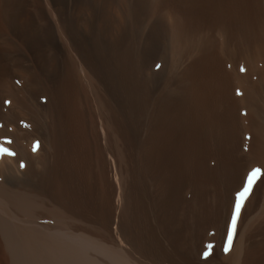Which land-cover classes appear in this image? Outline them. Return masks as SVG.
I'll use <instances>...</instances> for the list:
<instances>
[{"label":"rangeland","instance_id":"obj_1","mask_svg":"<svg viewBox=\"0 0 264 264\" xmlns=\"http://www.w3.org/2000/svg\"><path fill=\"white\" fill-rule=\"evenodd\" d=\"M0 124V264H264V0H0Z\"/></svg>","mask_w":264,"mask_h":264},{"label":"bare ground","instance_id":"obj_2","mask_svg":"<svg viewBox=\"0 0 264 264\" xmlns=\"http://www.w3.org/2000/svg\"><path fill=\"white\" fill-rule=\"evenodd\" d=\"M161 52V51H160ZM157 53V52H156ZM20 87V86H19ZM252 94V93H251ZM6 95V94H5ZM10 95V94H9ZM254 96H256V95H254ZM7 98H9V97H7ZM256 98V97H255ZM17 99V98H16ZM249 100V99H248ZM2 101V100H1ZM7 101V100H6ZM15 102H16V100H15ZM22 102V101H21ZM17 104V103H16ZM35 105V104H34ZM248 105V104H247ZM16 106V105H15ZM17 106H20V105H17ZM33 106V105H32ZM245 106V105H244ZM249 106H251V104L249 103ZM21 107V106H20ZM254 107V106H253ZM252 107V108H253ZM251 108V107H250ZM15 109V108H14ZM253 109H255V108H253ZM15 113H19V115L20 116H18V117H20V118H22L23 117V112H21V110L20 109H15ZM14 113V114H15ZM24 113H25V111H24ZM18 117H17V120H18ZM20 121V120H19ZM5 123V122H4ZM10 123V122H9ZM1 125V124H0ZM246 125V124H245ZM249 126V125H248ZM12 127V126H11ZM247 127V126H246ZM258 127V126H257ZM264 127V126H263ZM1 128V127H0ZM9 128V127H8ZM12 129V128H11ZM14 129V131H15V128H13ZM250 129V128H249ZM258 129V128H257ZM3 130V129H2ZM254 130V129H253ZM3 131H5V130H3ZM8 131H9V129H8ZM19 131V130H18ZM17 131V132H18ZM249 131V130H248ZM257 131V130H256ZM6 132V131H5ZM5 132H3V134L2 135H0V144H1V146H2V144L3 145H6L7 143H6V141H8V140H4V138H5V135L8 133L9 134V132H7L5 135H4V133ZM20 132V131H19ZM17 133V134H14L15 136H16V142H14V145L12 144V142H11V144L13 145H11V151H13V153L12 154H9L10 152H8V153H5V152H3V151H0V159H1V161H0V166H9V167H11V166H16V165H18L21 161L23 162V161H26L27 160V155H31V151L30 150H28V151H30V152H28L27 150H25L26 148H22L23 146L21 145V142H20V144H19V141H21V137L23 136V134H21V133ZM254 132V131H253ZM11 133H13V132H11ZM10 133V136L12 135ZM25 133V132H24ZM257 133V132H256ZM259 133V132H258ZM7 134V135H8ZM26 134H27V132H26ZM6 135V136H7ZM14 135H13V137H14ZM31 135V134H30ZM37 135V134H36ZM12 137V138H13ZM32 137V136H31ZM35 137V136H34ZM32 138V141H30L31 142V144H30V146H32L33 147V150L35 151V154L34 153H32V155L30 156V158L32 159V158H38L39 159V157L40 156H42V152L41 151H43L42 150V146L40 145V143H39V140H38V142H37V140H35L36 138ZM263 137V136H262ZM11 138V139H12ZM38 138V137H37ZM260 138V137H259ZM23 139V138H22ZM35 140V141H34ZM260 140H262V139H260ZM24 142V141H23ZM45 142V141H44ZM262 142V141H261ZM263 142H264V140H263ZM260 143V142H259ZM26 145V144H25ZM46 145H48V144H46ZM261 145H262V143H261ZM260 145V146H261ZM0 146V147H1ZM7 146V145H6ZM10 146H8L7 148H9ZM26 147V146H25ZM47 147V146H46ZM3 148H6V147H3ZM30 147H28L27 149H29ZM2 149V148H1ZM49 151V150H48ZM27 152L29 153V154H27ZM25 154H26V156H25ZM41 154V155H40ZM40 155V156H39ZM262 155V154H261ZM28 156V157H29ZM257 157V156H256ZM258 157H259V154H258ZM41 158V157H40ZM43 158V157H42ZM264 158V157H263ZM33 159V160H34ZM254 159V157L251 159V160H253ZM256 159V158H255ZM261 159V158H260ZM259 158H258V160H260ZM36 160V159H35ZM41 160V159H40ZM258 160H254V161H258ZM262 160V159H261ZM31 161V160H30ZM29 161V162H30ZM263 161H264V159H263ZM28 162V163H29ZM32 162V161H31ZM34 162V161H33ZM39 162H42V161H39ZM38 162V163H39ZM259 162V161H258ZM253 163H255V162H251V164L250 165H252ZM261 163V162H260ZM35 164V163H34ZM39 164H41V163H39ZM21 165H22V163H21ZM20 165V166H21ZM25 165V164H24ZM29 165H30V163H29ZM33 165V164H32ZM255 165V164H254ZM23 166V165H22ZM19 167V166H18ZM31 167V166H30ZM32 167H34V166H32ZM37 167H39L38 166V164H37ZM254 167H257V166H253V168ZM19 168H21V167H19ZM28 168V167H27ZM8 170V169H7ZM17 170H19L18 168H17ZM24 167H23V169H20L17 173V175L18 176H20V175H22V174H24ZM1 171V170H0ZM4 171V170H3ZM13 171H15V170H13ZM26 172V171H25ZM252 172V171H251ZM2 173V172H1ZM8 173V172H7ZM246 173V172H245ZM4 174V173H3ZM3 174H1L2 175V177H3ZM14 174V173H13ZM26 174V173H25ZM9 175V174H8ZM244 176V175H243ZM252 177H253V175H251L249 178H248V181H247V185L250 183V180H251V184H252ZM21 178V177H20ZM245 179V178H244ZM4 183H6V182H4ZM3 183V184H4ZM13 183V182H12ZM12 183H10V182H7V184H5V185H7L8 186V188H9V185L11 184L12 185ZM15 184V183H14ZM14 184H13V186H14ZM1 185V184H0ZM241 185V184H240ZM2 186V185H1ZM249 186V185H248ZM15 187V186H14ZM13 188V187H12ZM237 188H238V186H237ZM3 190V189H2ZM11 190V189H10ZM9 190V191H10ZM3 193H5L4 191H2ZM243 192V191H242ZM1 196V195H0ZM5 196V195H4ZM1 198H3V197H1ZM239 201H240V197L239 196H233L231 199H230V202L228 203V218H230L229 216H231V218H232V223L231 224H229V231H231L232 232V234L233 233H235V231H236V223H237V220H238V218H239V215H240V213L239 214H237V203H239ZM34 210V209H33ZM241 210V209H240ZM240 212V211H239ZM25 216V215H24ZM245 216V215H244ZM27 217V216H26ZM53 218L54 219H58V220H60V219H63V217L60 215V214H54L53 215ZM243 219V218H242ZM245 219V218H244ZM243 219V220H244ZM62 222V221H61ZM238 223H239V221H238ZM241 223L243 224V222L241 221ZM63 225V224H62ZM65 225V224H64ZM241 225V224H240ZM1 227H2V225H1ZM65 227V226H64ZM239 227V226H238ZM238 229V228H237ZM230 232V233H231ZM226 235V234H225ZM233 236V235H232ZM241 236V235H240ZM239 236V237H240ZM5 237V236H4ZM231 237V236H230ZM242 244H243V238L241 237V238H239L238 239V242H237V244H236V247H235V250H234V257H238L239 255H240V250H241V248H242ZM115 246V245H114ZM122 250V249H121ZM128 261H129V259H127ZM129 262H131V260L129 261ZM132 262H134V261H132ZM132 262H131V264H132ZM130 264V263H129ZM135 264H136V262H135Z\"/></svg>","mask_w":264,"mask_h":264},{"label":"snow or ice","instance_id":"obj_3","mask_svg":"<svg viewBox=\"0 0 264 264\" xmlns=\"http://www.w3.org/2000/svg\"><path fill=\"white\" fill-rule=\"evenodd\" d=\"M0 151H3L5 153L9 152V150L7 148L0 149ZM9 154H12V153H9ZM259 171H260L259 169L255 170L252 175L255 176L256 173L259 172ZM250 187H251V180H250V183H249V187L245 188V190L243 192L238 194L239 197H240V202L237 204V214H239L240 208H241V206L243 204V200L246 198V195L250 192Z\"/></svg>","mask_w":264,"mask_h":264}]
</instances>
